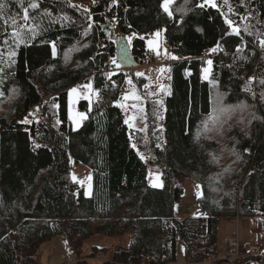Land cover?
<instances>
[{
  "label": "trees",
  "instance_id": "1",
  "mask_svg": "<svg viewBox=\"0 0 264 264\" xmlns=\"http://www.w3.org/2000/svg\"><path fill=\"white\" fill-rule=\"evenodd\" d=\"M162 2L0 0V48L15 52L0 72V264H38L42 245L58 237L88 264L87 240L126 234L128 245L102 264H220V220L264 217V0H174L171 17ZM157 31L176 58L163 74L161 116L147 100L137 132L119 104L127 74L116 43L135 35L130 51L141 62ZM86 83L98 99L78 103L87 118L74 129L67 91ZM70 161L90 169V196ZM147 166L160 170V187L148 184ZM186 179L200 186L204 216L174 215Z\"/></svg>",
  "mask_w": 264,
  "mask_h": 264
},
{
  "label": "rangeland",
  "instance_id": "2",
  "mask_svg": "<svg viewBox=\"0 0 264 264\" xmlns=\"http://www.w3.org/2000/svg\"><path fill=\"white\" fill-rule=\"evenodd\" d=\"M159 32V31H157ZM154 32L145 38V47H146V56L140 62V65L132 70L125 69L126 72V87L121 95L119 100L120 108L123 112L124 121L128 120L126 124L131 130L137 132H144L146 129V117H145V102L148 100L151 103H154L155 109H157L158 116H161L162 102L164 99V95L166 93L167 82L166 78L163 75V71L171 64L176 58L175 54L167 47L163 40V33L159 32L160 35L156 36ZM135 35L131 34L127 37V41L130 44ZM149 41H152V44H149ZM10 52L5 48H0V72L3 71L8 66V61L10 60ZM206 57V56H205ZM207 58V57H206ZM208 60V59H207ZM207 63V62H206ZM208 67V63L206 65ZM163 69V71H161ZM113 70H121V69H113ZM131 71V72H129ZM209 71V69H208ZM128 73H133L132 75L135 78L141 79L143 81L142 91L138 90L137 82L131 78ZM205 73V72H204ZM140 74V75H138ZM202 79H206V73L201 74ZM206 77V78H205ZM84 85H91V90L83 87ZM148 87H145V86ZM76 88L77 92L73 94V96L69 97V92L71 89ZM139 96L140 99L131 98L133 96ZM67 110H68V118L71 114L73 117L76 116L77 113H84L78 107V103L80 101H86L87 106H90L92 102L98 99L96 90L93 88L91 83H86L82 85H75L70 87L67 91ZM128 96L129 99L125 100L124 97ZM157 101H161L160 104H157ZM72 128L76 129L80 127L81 121L79 124H74L72 120H70ZM131 125V127L129 126ZM70 170L72 177H75V180L79 182L84 188L85 195L90 196L92 193V183L90 169L81 164H74L70 161ZM147 182L150 186L153 183H158L160 186L162 185V179L160 170L154 166H147ZM151 174V175H150ZM159 176V181H156L154 178ZM83 182V183H81ZM198 184L193 181L186 179L182 181L183 191L180 198L174 205V215L177 218L188 219V218H198L204 216V212L201 210L198 202V193L201 194L200 187H197ZM158 186V187H160ZM238 231L239 241L243 244L249 245L254 254L264 256V217L263 216H254V217H231V218H223L220 220L217 226V258L222 260L224 256L227 254L228 248V240L232 236L234 231ZM61 238V237H60ZM114 238L116 239L114 241ZM51 242V241H50ZM47 242V243H50ZM45 243L40 248V251L44 256L48 257V260H44L47 264H53L51 262L49 255L51 251L52 244ZM97 245L98 247H106L104 248L105 253H98L95 255H90L92 250V245ZM128 244V236L121 235L112 238L105 237H97L91 238L87 240L83 245V250L80 254V259L86 261L88 264H102L104 260H106L111 250L117 246H126ZM57 247V246H56ZM102 247V248H103ZM55 248V246L53 247ZM89 253L88 257L86 254ZM84 255V257L82 256ZM102 254V255H100ZM90 256V257H89ZM70 259V264H76L78 261L75 259L73 255L70 254L68 256ZM82 257V258H81ZM43 260V259H42ZM55 264H68L66 257L61 255L55 261ZM146 264V263H144ZM220 264H229L227 262H222Z\"/></svg>",
  "mask_w": 264,
  "mask_h": 264
},
{
  "label": "snow or ice",
  "instance_id": "3",
  "mask_svg": "<svg viewBox=\"0 0 264 264\" xmlns=\"http://www.w3.org/2000/svg\"><path fill=\"white\" fill-rule=\"evenodd\" d=\"M173 2H174V0H163L162 4L160 5V7L162 8V10H163L166 14H168L170 17L172 16V11L170 10V6L173 4ZM225 3H227V0H225ZM205 5L211 6V7H213V8L218 7V5L215 3V0H203V3L200 4V5H198V7H204ZM3 7H4V5H3L2 3H0V9H3ZM30 7L33 8V9H35V8L38 7V5L35 4V3H32V4L30 5ZM85 11H87V10H85ZM23 19H24L25 21H27V20L29 19V16H28V14H27V10H25V14H24ZM225 23H227L230 27L232 26L230 20H227V19H226V20H225ZM233 32L238 33V32H239V29L233 27ZM155 35H156V36H159L160 33L157 32ZM149 44L151 45V44H152V41H149ZM260 44H261V47H264V40H261V41H260ZM212 51H216V49H212ZM11 55H12V56H15V52H13ZM53 55H55V49H54V48H53ZM173 59H175V57H173ZM208 63L211 64V61H208ZM161 71H163V69H161ZM203 71H204L205 73H207V72H208V69H204ZM138 75H140V74H138ZM205 78H206V77H205ZM83 87L88 88L89 90H91V85H84ZM145 87H148V86L146 85ZM76 92H77V89H76V88H73V89L70 90V92H69L70 100H71V97L73 96V94L76 93ZM131 98H134V99H137V100L140 99L139 96H135L134 94H133V96H132ZM124 99L127 100V99H129V97H128V96H125ZM156 103H157V104H160L161 101H157ZM220 111L223 112V111H225V109L221 108ZM86 118H87V117H86V115H85L84 113H77L76 116L73 117V115L71 114V109H70L69 119L72 120L74 124H77V125H78V124H79V121L84 120V119H86ZM24 122L27 123V121H24ZM125 123L127 124V123H128V120H126ZM129 126L131 127V125H129ZM142 158H143V157H142ZM150 175H151V174H150ZM73 179L75 180V177H73ZM88 179L90 180L91 177H89ZM154 179H155L156 181H159V176H156ZM81 183H83V182H81ZM152 186H153V187H158V186H160V185H159L158 183H153ZM197 187L199 188L200 186L197 185ZM199 195H200V193H198V196H199Z\"/></svg>",
  "mask_w": 264,
  "mask_h": 264
},
{
  "label": "built area",
  "instance_id": "4",
  "mask_svg": "<svg viewBox=\"0 0 264 264\" xmlns=\"http://www.w3.org/2000/svg\"><path fill=\"white\" fill-rule=\"evenodd\" d=\"M99 45L100 47L102 46V44ZM202 69L204 70V65L202 66ZM171 72V64H169L166 66L163 73L164 75L168 76L171 75ZM228 248L229 250L223 259L229 264H264V261H250V257L254 254V251L249 245L243 244L239 241L237 230L234 231L232 237L229 238ZM66 260L68 264H70V259L68 257H66Z\"/></svg>",
  "mask_w": 264,
  "mask_h": 264
},
{
  "label": "crops",
  "instance_id": "5",
  "mask_svg": "<svg viewBox=\"0 0 264 264\" xmlns=\"http://www.w3.org/2000/svg\"><path fill=\"white\" fill-rule=\"evenodd\" d=\"M237 230V229H236ZM238 232V231H237ZM234 233V232H233ZM233 233H232V235H233ZM127 236H128V234H126ZM97 237H100V236H95V237H92V238H97ZM232 237V236H231ZM230 237V238H231ZM239 237V236H238ZM107 238H112V237H105V239H107ZM91 239V238H90ZM89 239V240H90ZM116 239L114 238V241H115ZM128 242H129V236H128ZM51 244H52V247H51V251L52 252H50V255H49V257H51L50 258V260H51V262H53V264H55V261H56V259L58 258V257H60L61 255H64V257H68V256H70V252H69V250H68V248H67V243H66V241H65V239L64 238H60V237H58V238H55L54 240H52L51 242H50ZM50 243H47V244H50ZM128 245V244H127ZM126 245V246H127ZM55 246V248H53ZM57 246V247H56ZM93 246H96V247H98L97 245H92V247ZM120 246V245H119ZM121 246H123V245H121ZM125 246V247H126ZM103 247V246H102ZM42 248V247H41ZM44 253H45V251H44ZM44 253H42L40 250H39V252L37 253V260H38V264H43V261L44 260H48V257H46V256H44L43 254ZM99 253H102V252H99ZM98 254V253H97ZM69 258V257H68ZM183 258H184V252H183V248H182V246L180 245V244H177V246H176V262H182V260H183ZM43 259V260H42ZM71 259V258H70ZM72 260V259H71ZM44 264H47L46 262H44ZM146 264H148L147 262H146Z\"/></svg>",
  "mask_w": 264,
  "mask_h": 264
},
{
  "label": "water",
  "instance_id": "6",
  "mask_svg": "<svg viewBox=\"0 0 264 264\" xmlns=\"http://www.w3.org/2000/svg\"><path fill=\"white\" fill-rule=\"evenodd\" d=\"M115 58L117 63L123 69H134L140 65V62H137L130 51V45L126 40L125 36L119 38L116 43V52Z\"/></svg>",
  "mask_w": 264,
  "mask_h": 264
}]
</instances>
